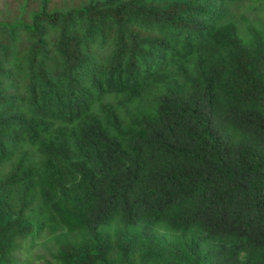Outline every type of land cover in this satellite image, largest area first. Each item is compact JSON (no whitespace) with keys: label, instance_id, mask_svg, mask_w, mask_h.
I'll list each match as a JSON object with an SVG mask.
<instances>
[{"label":"trees","instance_id":"1","mask_svg":"<svg viewBox=\"0 0 264 264\" xmlns=\"http://www.w3.org/2000/svg\"><path fill=\"white\" fill-rule=\"evenodd\" d=\"M262 11L0 0V264H264Z\"/></svg>","mask_w":264,"mask_h":264},{"label":"rangeland","instance_id":"2","mask_svg":"<svg viewBox=\"0 0 264 264\" xmlns=\"http://www.w3.org/2000/svg\"><path fill=\"white\" fill-rule=\"evenodd\" d=\"M245 5H247V3H245ZM247 14L249 15V13ZM263 16L264 11H262L257 17L260 18ZM31 257L34 260V264H47L46 259H51V256L47 253V246H42V243H39L37 246L31 248Z\"/></svg>","mask_w":264,"mask_h":264}]
</instances>
